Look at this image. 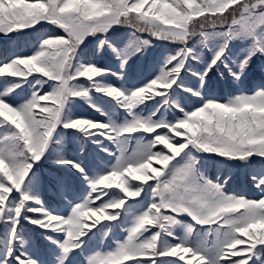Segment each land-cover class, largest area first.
Here are the masks:
<instances>
[{"label": "snow or ice", "instance_id": "6c2138e0", "mask_svg": "<svg viewBox=\"0 0 264 264\" xmlns=\"http://www.w3.org/2000/svg\"><path fill=\"white\" fill-rule=\"evenodd\" d=\"M229 14L226 30L216 31ZM42 22L64 35L38 38L31 54L0 62V264H264V86L226 100L204 94L211 72L239 82L264 56V0H0L5 37ZM121 25L133 29L123 47L107 36ZM137 33L183 46L163 57L152 78H130L131 61L151 46ZM196 36L210 59L189 46ZM89 37L97 38L96 54L110 51L117 71L80 55ZM234 41L244 45L236 54ZM25 84L30 95L17 98ZM178 90L198 106L186 108ZM77 99L105 119L75 115ZM100 101L123 118L113 119ZM169 110L180 115L168 118ZM66 135L81 155L90 143L114 160L90 169L66 153ZM205 154L249 167L259 198L227 192L230 176L221 169L210 179ZM44 161L70 173L49 178L66 215L40 195ZM25 224L43 230V258L30 249ZM113 228L123 239L86 253L89 241Z\"/></svg>", "mask_w": 264, "mask_h": 264}, {"label": "trees", "instance_id": "16d2710c", "mask_svg": "<svg viewBox=\"0 0 264 264\" xmlns=\"http://www.w3.org/2000/svg\"><path fill=\"white\" fill-rule=\"evenodd\" d=\"M231 15L229 14L224 22V25H221L219 22L215 26L216 31L226 30V25L231 23ZM206 31H212L213 28L211 25H206ZM133 29L129 26L121 25L115 26L111 29L107 36L110 40L115 41L119 46L123 47L127 43ZM196 31L199 32V24L196 25ZM64 35L63 31L56 26L42 22L37 25L34 29L24 30L21 34H14L11 38H7L4 35L0 34V62L5 60H10L15 55H29L32 53L34 46L38 43V38H44L47 35ZM137 35L142 36L144 39L151 41V46L145 50V54L138 56L131 61L130 67L126 69L130 78L143 79L147 77L148 79L152 78V75L155 74V71H158L160 63L163 60V57L169 53L174 54L180 47L183 45L179 42H168L158 40L154 37H151L148 33H137ZM98 38H102L99 36ZM96 39L89 37L84 44L78 49L80 55L85 60H95V62L100 66H105L111 68L113 71L118 70V63L116 59L112 56L110 51L105 49L104 53L96 54ZM200 37L196 36L189 40V46L196 45L201 50V54L205 59H210L211 53L207 47L199 43ZM244 47L242 42L234 41L232 44V52L236 54L240 49ZM193 67H201V65H193ZM2 79V78H0ZM9 81L18 80V77H7ZM109 79L115 83V77H109ZM184 80L186 83L199 86L194 77L188 73H184ZM51 83V82H49ZM80 83H87L85 79H81ZM3 85L0 84V87ZM264 86V56H256L248 69L246 75L242 78L241 81L237 82L230 77L227 72H225L222 77L218 71H213L209 74L207 86L204 88V94L206 97H213L218 100H226L229 96L238 94L239 92H252L258 89L259 87ZM49 87L46 84L43 88V91H48ZM31 87L27 84L24 85L21 89L17 90V98H27L30 95ZM94 96L99 98L98 94L93 93ZM178 98H182L184 106L191 110L194 106H198L197 98L190 97L188 94L180 92L178 90ZM103 107L112 114L113 119H122L123 111L117 108H114L111 104L103 103ZM151 107V105H149ZM74 114L77 116L91 117L96 120L103 121L105 118L99 113L95 112L92 108L88 106L84 101L77 99L73 106ZM166 115L168 118H173L175 115H180L178 112H173L169 110ZM160 131V130H157ZM4 135V130L0 128V139ZM179 139V138H178ZM107 143V142H106ZM64 150L69 156H75L82 160L90 169L95 170L97 166H102L103 164L111 163L114 160V157L108 156L105 153L99 151L96 146L92 144L87 145V151L85 154L81 155L79 148L74 142H70L68 136H65ZM162 147V146H158ZM113 150H115L113 148ZM207 161L205 165L206 174L213 181L216 180L217 170L221 169L222 176L229 175V182L224 185L225 190L229 193H235L238 195H244L250 199H258L260 196V190L253 186V183L250 180L249 176V167H246L242 162L239 161H226L223 158L219 157H209L207 154L202 158ZM254 166H262L259 158H256L254 161ZM153 167H159L155 162H153ZM74 171V170H73ZM38 173L41 175L42 180L40 183L39 191L46 205L50 208H55L60 214H67V206L65 203L61 202L57 194L56 189L51 183H49V178L60 175H70L66 173L64 169L58 168L51 164L50 161H44L41 164V167L38 169ZM221 176V183L223 182ZM130 179V178H129ZM133 183H138L132 181ZM76 188L79 191L80 185L77 183ZM78 202V201H74ZM99 201L96 202V205H99ZM184 223L191 222L190 217L187 215H181L178 217ZM115 223V222H112ZM199 227V226H198ZM43 230H38L35 226L28 224L24 225L23 235L26 240L29 241L30 249L34 252L40 254L43 258L44 253V241L41 235ZM177 235H182V231L177 228ZM125 233L121 228H113L111 233L107 237H100L99 235L89 241L86 248L87 254H92L97 251H107L110 248L115 246V241L123 239ZM92 243V247H91ZM92 250V251H91ZM82 258V257H81Z\"/></svg>", "mask_w": 264, "mask_h": 264}]
</instances>
